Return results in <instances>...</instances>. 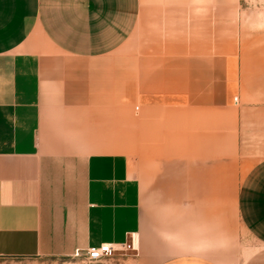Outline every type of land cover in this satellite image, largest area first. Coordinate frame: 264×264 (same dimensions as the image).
I'll return each mask as SVG.
<instances>
[{"label":"crops","instance_id":"1","mask_svg":"<svg viewBox=\"0 0 264 264\" xmlns=\"http://www.w3.org/2000/svg\"><path fill=\"white\" fill-rule=\"evenodd\" d=\"M231 14L0 0V258L110 244L126 248L101 264H240L241 238L264 249V30Z\"/></svg>","mask_w":264,"mask_h":264},{"label":"rangeland","instance_id":"2","mask_svg":"<svg viewBox=\"0 0 264 264\" xmlns=\"http://www.w3.org/2000/svg\"><path fill=\"white\" fill-rule=\"evenodd\" d=\"M232 28L239 26L254 34L264 30V0H231ZM242 25V26H241ZM240 247L245 248L246 253L240 256V264H264V249L256 245L248 238L240 239ZM246 260V263H244ZM0 264H101L88 263L84 256L72 258H0Z\"/></svg>","mask_w":264,"mask_h":264},{"label":"built area","instance_id":"3","mask_svg":"<svg viewBox=\"0 0 264 264\" xmlns=\"http://www.w3.org/2000/svg\"><path fill=\"white\" fill-rule=\"evenodd\" d=\"M125 248V245L112 246L110 244H102L99 247L87 249L84 260L88 263H98L107 258H111L114 253L123 251Z\"/></svg>","mask_w":264,"mask_h":264}]
</instances>
